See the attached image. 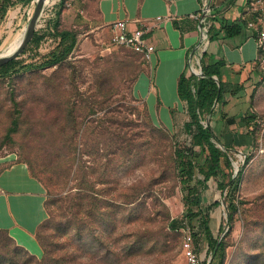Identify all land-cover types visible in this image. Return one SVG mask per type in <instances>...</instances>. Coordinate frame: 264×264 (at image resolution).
Here are the masks:
<instances>
[{"label":"rangeland","instance_id":"1","mask_svg":"<svg viewBox=\"0 0 264 264\" xmlns=\"http://www.w3.org/2000/svg\"><path fill=\"white\" fill-rule=\"evenodd\" d=\"M96 2L49 0L35 31L43 34V38L38 46L30 41L17 58L21 65L43 62L59 44L55 28L59 17V29L79 31L77 46L69 57L76 63V71L68 65L31 70L19 66L21 70L17 72L0 74V159L16 156L32 162L38 174L49 165L59 171L60 162L69 154L67 139L73 136L66 125V105L77 86L85 106L79 102L76 113L82 126L75 137L80 160L97 192L83 184L77 185L76 179H72L73 171L63 187L60 186L63 177L58 175L59 188L53 189V196L60 200L50 206L54 224L41 229V240L48 249L59 252L64 248L75 249L79 259L89 264H104L102 254L106 247L112 251L107 258L109 264H183L181 228L189 225L185 217L186 190L172 167L165 165L163 155L165 149H170L169 140L166 145L159 131L149 130L147 121L150 119L154 127H165L174 136V143L185 147L191 140L184 130L185 116L178 115L176 123L169 126L161 121L159 109L155 108L147 117L146 99L137 88L140 74L148 67L147 60L142 53L112 42L109 28L99 21ZM34 9L35 2L31 0L8 10L0 21V54L17 36L22 39ZM199 12L192 17L199 19ZM117 61L124 62L117 64ZM104 73L107 81L99 88L98 79ZM258 84L254 92H249L250 98L254 94L251 113H257L260 122L257 145L229 150L233 162L239 169L243 167V177L234 196L237 210L233 218L229 220L226 189L219 188L214 177L208 180L207 187H199L202 206H210L212 235L223 238L227 244L224 264H264V84ZM91 104L97 112L86 116L87 105ZM217 109L218 106L215 112ZM16 116L19 130L8 140V129ZM208 118L211 117L207 116L205 121ZM130 143L134 149L126 156ZM196 177L203 178L198 170ZM93 193L100 198V211L108 206L105 211L111 221L103 223L87 214L89 195ZM133 193L138 198L127 203L126 199ZM73 196H79L83 202L77 216L72 213L74 208H69ZM172 219L178 220V229L169 227ZM198 225L197 222L200 230ZM152 231L162 243L165 237L161 233H169L167 247L172 248L169 252L163 251L162 244L158 249H150L144 243L137 251L142 250L126 256L127 246L135 241L137 234L149 235ZM81 232L83 238L79 239ZM197 246L206 262L218 264L219 259L203 236ZM43 254L42 248L41 255L35 256L39 260Z\"/></svg>","mask_w":264,"mask_h":264},{"label":"crops","instance_id":"2","mask_svg":"<svg viewBox=\"0 0 264 264\" xmlns=\"http://www.w3.org/2000/svg\"><path fill=\"white\" fill-rule=\"evenodd\" d=\"M208 1L217 27L245 22L244 30L230 37L219 32L205 42L201 35V18L192 17L201 11L204 0H97L96 10L100 23L109 28L111 36V25L117 20L128 22V32L140 27L146 30L144 37L153 52L146 71L140 74L137 88L146 99L150 114L155 108L159 109L161 121L166 125L173 124L178 115H184L185 122L189 120L187 103L178 95L182 72L190 75L194 73L192 68L202 67L205 51V64L224 61L227 103L219 104L210 124L221 136L224 146L251 148L254 139L248 129L228 124L221 113L236 117L252 111L254 94L250 98L249 92L260 85L258 56L262 50L257 46V39L258 31L264 29V13L248 12L249 0ZM252 20L257 23L255 27L248 25ZM237 85L242 89L232 96L231 90H236ZM17 159L16 156L0 159V228L6 229L19 245L40 256L42 248L36 240V231L48 217L44 205L46 189L32 176L28 164Z\"/></svg>","mask_w":264,"mask_h":264},{"label":"trees","instance_id":"3","mask_svg":"<svg viewBox=\"0 0 264 264\" xmlns=\"http://www.w3.org/2000/svg\"><path fill=\"white\" fill-rule=\"evenodd\" d=\"M30 1L31 0H0V21L5 18L8 10L14 5L20 2L28 3ZM211 9L213 10L212 6ZM57 14L59 15V12ZM208 21L211 22V26L208 29L209 39H212L219 32H223L224 35L229 37L236 36L244 30L247 24L245 22H232L221 24L217 27L214 23L213 13L208 16ZM55 28L56 35L60 39L59 44L53 51L50 52L48 57L43 62H29L25 64L22 63L21 65L20 60L13 59L0 67V74L7 75L21 69L31 70L45 66L59 67L62 65H68L73 69V72L76 71L77 65L74 61L70 60L69 57L77 46L79 31L76 29H59V17L55 22ZM43 36V34L41 35L35 32L31 43L38 46ZM206 56L207 53L205 51L202 58V70L204 76H198L194 73L187 75L184 71L178 80V95L180 99L186 101L187 103L189 120L185 122L184 130L186 133L191 135L190 145L180 147L177 142L174 143V136L170 135L169 131L165 127H154L149 123L150 119L147 121V125H149V130L154 129L162 134V137L166 140V145L169 140L170 149H165L166 153L163 155L165 158L164 162L165 165L172 167L174 175L181 183L182 189L186 190V193L184 194L187 205L185 217L193 230V236L195 237L196 243L198 244L203 236V239L207 241L208 245L212 248L213 253L219 259L218 264H224L227 244L223 238H215L214 235H212L213 231L210 225V216L208 211L210 206L207 208L202 206L199 187H207L208 180L214 177L218 182L219 188L226 189L224 196L228 207L229 220H231L237 210V203L234 200V196L239 189V185L243 177V167L239 170L238 174L234 176L235 169L233 164V154L229 151L232 148L225 145V149H222L218 146L217 141H221V136L215 132L210 124L211 118L209 123H207V126L203 124L207 116H213L216 106H219V104L223 106L227 103L226 94L228 92L227 84L223 81L224 61L219 60L212 64H205L204 58ZM124 61H117L115 63L121 64ZM19 66L21 69H18ZM107 72L108 71H106V73ZM214 76H217L218 80H216ZM105 77L104 73L102 77L100 76L98 79L99 88L105 85V82L107 81ZM75 88L76 91L71 94L72 97L66 105L65 117L66 125L73 131V136H70L67 139V142L69 143V154L65 155V158L60 162L61 165L59 167V171H55L53 165H49L47 166L48 169H42L44 175L42 176V172H40V176L34 170L32 162L20 159L19 157L17 159L18 161H23L28 164L32 176L38 178L46 189V200L44 205L48 213V217L38 226L36 231V240H38L44 251L43 257L38 260L34 254L28 251L25 247L19 245L6 229L0 228V264H31L33 261L35 264H89L79 259L78 253L75 249L64 248L59 252L56 251L57 249L54 250V248L48 249L46 243L41 240L43 238L41 229L46 226L48 227L51 223L54 224L55 219L50 206L52 203H57L60 200L57 196H53V189L59 188V184H57L59 182H56V177L58 175L63 177V183L60 184V186L63 187L68 183L70 175L73 171L72 179H76L77 185L83 184L86 189H91L93 192H97L94 187V181L88 177L87 171L84 169L85 164L80 160L81 154L80 151H78L77 139L75 137L79 133L82 126V122L78 120L76 113L77 109L80 107L79 102H82V105L85 106V99L81 97L77 86H75ZM241 89L242 86L237 85V89L234 91L231 90L230 94L233 96L236 94L237 90ZM87 108L88 112L86 113V116L97 112V109L93 106V104L87 105ZM145 110L148 113V117L149 111L146 105ZM221 114L222 118H224L228 124H236L238 127L248 129L249 134H252L254 139L253 145H257V141L259 139L258 132L260 129L259 116L257 113H244L236 117H228L223 114V112ZM18 130L19 119L18 116H16L12 120V126L8 129V140H11L13 132L15 133ZM133 149V144L130 143L126 151V156L130 155L133 152ZM248 159H250V157ZM0 170H2V167ZM196 170H198L203 178L199 179L196 177ZM94 194L95 193H93V195H89L88 204L90 203V208L87 214L89 216H93L94 218L97 217L103 223L108 220L111 221L112 218L109 217L110 215L106 212L108 211V206L100 211L101 207L98 203L100 198L96 197V195L94 196ZM138 194L139 193H137V195ZM72 198L74 199L70 201L69 208H74L72 209V213H75L77 216V213H80V208L82 207L81 204H83V202L80 200L79 196H73ZM137 198L138 197L133 193V195L131 194V196L126 200L127 203L135 202ZM105 203L108 202L105 201ZM197 222L200 230H197ZM169 227L173 230L178 229V220L172 219L169 223ZM161 235L163 238L165 237L163 243L159 241V237H155L153 231L150 232L149 235H147V233L137 234L135 241L131 242V244L127 246L126 256L136 254V251L143 247L144 243H146V247L150 249H158L162 244V246H165L163 251L169 252L172 249L171 247H167L169 246L167 244V240H169V233L162 232ZM81 238H83L82 232L79 235V239ZM111 254V249L106 247L102 254V257H104V262L102 263L109 264L107 263V258ZM113 254L116 253L113 252ZM20 258H22V262L18 263Z\"/></svg>","mask_w":264,"mask_h":264},{"label":"built area","instance_id":"4","mask_svg":"<svg viewBox=\"0 0 264 264\" xmlns=\"http://www.w3.org/2000/svg\"><path fill=\"white\" fill-rule=\"evenodd\" d=\"M248 12L256 14L264 13V0H249L247 4ZM199 18H201V35L206 41L209 40L208 29L211 26V22L208 21V16L212 15L211 5L208 2H204L201 12H199ZM257 17H259L257 15ZM161 17H158L160 20ZM256 21H249L250 27H255ZM112 42L116 45H122L132 48L144 55L146 60L151 59L153 48L147 43L144 34L145 29L143 27L136 28L133 31L128 32V22L126 20L114 21L111 25ZM257 46L263 51L258 56V64L260 68V82L264 84V29L258 31ZM182 233V256L184 259L183 264H210V260L205 261L198 251V244L193 236V230L190 225H184L181 228Z\"/></svg>","mask_w":264,"mask_h":264},{"label":"water","instance_id":"5","mask_svg":"<svg viewBox=\"0 0 264 264\" xmlns=\"http://www.w3.org/2000/svg\"><path fill=\"white\" fill-rule=\"evenodd\" d=\"M35 2V9H34V13L32 15V17L29 20V23L27 25L26 31L19 43V45L17 46V48L12 51V53H7V54H0V67L3 66L4 64L8 63L9 61L13 60V59H17L19 57L20 54H22V52L25 50L26 46L29 44V42L32 40L34 32L36 31L38 24H39V20L42 17V12L44 10L45 4L47 3V0H34ZM208 5H210V1H208ZM194 74L198 75V76H204L202 67L199 68V72L195 71L192 68ZM214 78L216 80H218V78L216 76H214ZM207 123H209V118L203 123L206 126L208 125ZM217 144L219 147H221L222 149H224V145L221 142L217 141ZM234 164V176H236L239 172V166L237 163L233 162Z\"/></svg>","mask_w":264,"mask_h":264},{"label":"bare ground","instance_id":"6","mask_svg":"<svg viewBox=\"0 0 264 264\" xmlns=\"http://www.w3.org/2000/svg\"><path fill=\"white\" fill-rule=\"evenodd\" d=\"M49 0H47L48 2ZM21 41V36H17L14 40H12V42L3 50L2 54H7V53H12V51H14L17 46L19 45ZM195 71L197 70V72H199V68L196 67V69H194Z\"/></svg>","mask_w":264,"mask_h":264}]
</instances>
